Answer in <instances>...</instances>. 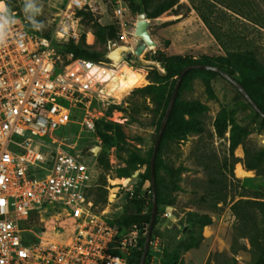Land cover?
Returning <instances> with one entry per match:
<instances>
[{
  "label": "rangeland",
  "instance_id": "obj_1",
  "mask_svg": "<svg viewBox=\"0 0 264 264\" xmlns=\"http://www.w3.org/2000/svg\"><path fill=\"white\" fill-rule=\"evenodd\" d=\"M125 1L130 9L124 20L127 24L116 23L117 41L134 50L140 37L136 42L133 31L139 14L145 12L143 7L139 12L132 11L133 3L141 4L142 0ZM20 2L32 20L38 17L51 20L63 0ZM180 2L192 5V0ZM95 7L90 22L84 21L85 31L92 32L96 39L88 47L109 60L112 41L100 40L96 30L113 21V5L110 0H98ZM210 13L215 28L224 33L228 49L216 40L195 10L185 17L168 10L156 19L149 18V30L157 45L131 60L126 58L136 70L146 71V85H155L154 91L138 90L144 85L134 88L123 100L106 95L94 104L98 118L95 131L89 132V141L95 144L98 137L103 140L95 169V209H104L110 219L120 220L135 187L140 185L141 175L148 172L158 135L157 97L168 88L167 81L156 73L166 72L164 64L155 60L157 56L165 53L216 57L231 50H247L264 66V0H216ZM122 34L124 39H131L130 43L120 38ZM219 116L227 121L222 137L216 132ZM171 125L161 146L158 171L167 201L158 207V223L153 230L166 259L160 262L147 258L145 264H256L260 254L251 241L258 238L264 243V174L248 170L244 162L246 150L250 158L264 162L262 118L228 80L194 75L181 90ZM234 127H248L250 133L234 150V157L240 161L232 166L230 146ZM79 128L74 124L66 132L74 136ZM238 164L251 173L239 175ZM125 170L131 175L122 176ZM137 171L139 174L134 177ZM150 185L147 180L140 190L142 195L147 193L148 200ZM110 195H115L113 201ZM168 207H172L171 212ZM49 215L44 216L43 224L50 227L54 220ZM207 217L211 223L205 224Z\"/></svg>",
  "mask_w": 264,
  "mask_h": 264
},
{
  "label": "built area",
  "instance_id": "obj_2",
  "mask_svg": "<svg viewBox=\"0 0 264 264\" xmlns=\"http://www.w3.org/2000/svg\"><path fill=\"white\" fill-rule=\"evenodd\" d=\"M12 1L0 0V264H132L149 223L123 227L95 209L103 140L89 141L94 104L117 68L64 45L79 44L84 33L88 45L85 12L98 0H63L44 24ZM110 3L113 22L127 24V2ZM74 124L80 128L71 136ZM150 248L151 260L161 262L158 238Z\"/></svg>",
  "mask_w": 264,
  "mask_h": 264
},
{
  "label": "trees",
  "instance_id": "obj_3",
  "mask_svg": "<svg viewBox=\"0 0 264 264\" xmlns=\"http://www.w3.org/2000/svg\"><path fill=\"white\" fill-rule=\"evenodd\" d=\"M216 0H199L198 3L196 0H192V5H187L186 3H181L180 0H142V3H133L132 11L139 12L141 8H144V12L147 14V17L150 19H156L164 12L168 10L175 11L176 14H182L184 17L187 16L192 10H195L206 27L209 29L211 34L216 38V40L222 45V47L228 49V43L224 39V33L222 31H218L214 24L211 15L212 6L215 4ZM11 3L15 4L16 8L22 9V5L18 3L17 0H13ZM225 6L231 9V6L228 2H225ZM130 9V8H129ZM185 9V10H184ZM210 11V12H209ZM92 12H85V19L87 22H90L92 19ZM37 22L42 24L45 23V19L42 17H38L36 19ZM85 21V20H84ZM172 23H175L176 20H172ZM50 27H48L43 33L49 34ZM97 37L102 41H114L119 39V29L116 23L108 22L98 27L96 30ZM85 33L82 36V40L79 44H75L74 42L66 41L64 42L65 49L67 51H72L76 54V56H82L91 58L94 60H101L103 59L104 55L97 51H91L85 43ZM60 41V40H58ZM132 57L129 58L132 59ZM155 60L160 61L164 64L165 73L160 74L158 71L156 72L160 78H163L167 81V90L160 93L157 97V109L160 114L159 120L157 121L156 133L158 134L161 120L164 117L167 107L169 105L175 83L177 81V77L181 73L184 67L196 64V63H207L211 65H216L228 72L230 75L234 76L238 79L246 88V90L250 93L252 98L255 102L259 105V107L264 111V66L260 64L254 53L252 51H229L225 55H219L216 57L210 56H202L200 58H194L191 55H166L165 53H161L159 56L155 58ZM252 74V75H250ZM194 75H199L207 79H213L217 76H220L224 79L220 73L206 70V69H192L190 70L183 78L175 105L171 111L169 122L167 128L165 130L163 142L168 138L169 132L172 128V119L175 117L176 109L178 107L179 97L181 94V90L184 87L185 83L187 82L190 77ZM227 80V79H226ZM232 84V83H231ZM233 85V84H232ZM234 86V85H233ZM235 87V86H234ZM155 85L149 84L146 85L138 90L143 92H152L155 89ZM236 88V87H235ZM237 89V88H236ZM238 93L244 97L241 92L237 89ZM248 104L252 107V105L248 102ZM193 112V109H191ZM256 114L262 118V122L264 123V117H262L258 112ZM227 129V121L226 119L219 116L216 121V132L217 134L222 137L224 136ZM250 130L248 127L236 128L234 127L231 130V146L230 152L233 156V163L232 166L238 161V158L234 157V150L243 142L244 138L248 136ZM157 136V135H156ZM158 152L157 161H156V172H157V189H158V207L166 203V198L164 195V185L162 179L160 178L158 171L160 168V150ZM100 154V153H99ZM247 159L244 162L245 167L248 170H255L259 174H264V162H260L256 158H250V153L246 150ZM99 156V155H98ZM131 174L128 171H123L122 176H130ZM151 180V170H150V162L148 164V172L146 174L141 175L140 185L135 187L132 197H130L128 205L126 206L125 212L122 214L120 218V224L123 227H130L133 224L144 225L145 223H149L152 215V186H149V190L151 191V199L148 200L147 193L142 195L140 190L143 184L147 181ZM158 221H156L155 226L157 225ZM211 223V219L207 217L205 224ZM156 238L155 234L152 236V241ZM145 237L141 239V245L133 251L130 257V262L132 264H139L143 249H144V242ZM260 239H252V245L259 251V259L257 260L256 264H264V243L259 241ZM151 248L148 254V259L151 260ZM164 258L161 262H164L166 257L165 253H163Z\"/></svg>",
  "mask_w": 264,
  "mask_h": 264
},
{
  "label": "water",
  "instance_id": "obj_4",
  "mask_svg": "<svg viewBox=\"0 0 264 264\" xmlns=\"http://www.w3.org/2000/svg\"><path fill=\"white\" fill-rule=\"evenodd\" d=\"M150 21L147 17L146 13H141L138 16V21L136 23V34L140 37L139 43L136 45L134 51L133 48L127 44H119L117 40H114L111 42V50L107 54V58L109 60H123L126 57L130 58L134 55H141L149 46H156L157 41H155L152 37V34L149 30ZM124 51V52H123ZM192 69H206L211 70L220 73L223 77H225L230 83H232L245 97V99L252 105V107L255 109L256 112H258L262 117H264V111L259 107V105L255 102V100L252 98L250 93L246 90L244 85L236 79L234 76L230 75L228 72L220 68L216 65H211L207 63H196L191 64L183 68L179 76L177 77V81L175 83V87L169 102V105L167 107L166 113L161 121L159 132L156 138V142L154 145V149L152 152L151 160H150V170H151V186H152V201H153V207H152V215L148 226L147 236L144 242V249L142 253V257L139 264H145L146 260L148 258V254L150 251L152 236H153V230L155 227L156 219H157V213H158V189H157V172H156V161L158 152L163 140V136L165 133V130L167 128L169 117L171 114V111L175 105L182 81L184 76ZM94 152L98 154L100 150V146L94 147ZM139 171L134 173V177L138 176ZM172 207H168V212H171Z\"/></svg>",
  "mask_w": 264,
  "mask_h": 264
},
{
  "label": "bare ground",
  "instance_id": "obj_5",
  "mask_svg": "<svg viewBox=\"0 0 264 264\" xmlns=\"http://www.w3.org/2000/svg\"><path fill=\"white\" fill-rule=\"evenodd\" d=\"M135 29L136 28H134L133 36L135 38V41L137 42L138 35L136 34ZM130 40L131 39L125 37V41H127V43H130ZM87 41L90 44L94 43L95 36L92 32L88 33ZM153 47H154L153 45L149 46V48H153ZM114 65H116L117 67L114 73L115 77L113 81L109 82L104 87V93L107 96H111L116 100H123L134 88L144 86L148 83L146 71H144L143 69L136 70L133 66L129 65L126 61L123 60H120V62H114ZM238 151H239L238 152L239 155H242V152H240V150ZM237 171L239 172V175L242 176L251 173L248 170H246L241 164L237 165ZM123 181L124 183H127V179ZM110 196H111L110 200L113 201L115 195H110Z\"/></svg>",
  "mask_w": 264,
  "mask_h": 264
},
{
  "label": "crops",
  "instance_id": "obj_6",
  "mask_svg": "<svg viewBox=\"0 0 264 264\" xmlns=\"http://www.w3.org/2000/svg\"><path fill=\"white\" fill-rule=\"evenodd\" d=\"M192 11H193V10H192ZM206 30H207V32H209L208 29H206Z\"/></svg>",
  "mask_w": 264,
  "mask_h": 264
}]
</instances>
